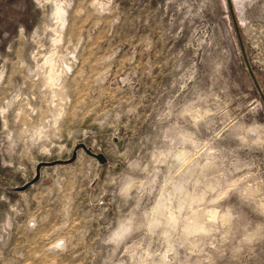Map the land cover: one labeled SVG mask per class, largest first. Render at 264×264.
I'll return each mask as SVG.
<instances>
[{
	"label": "rangeland",
	"instance_id": "1",
	"mask_svg": "<svg viewBox=\"0 0 264 264\" xmlns=\"http://www.w3.org/2000/svg\"><path fill=\"white\" fill-rule=\"evenodd\" d=\"M0 264H264V0H0Z\"/></svg>",
	"mask_w": 264,
	"mask_h": 264
},
{
	"label": "water",
	"instance_id": "2",
	"mask_svg": "<svg viewBox=\"0 0 264 264\" xmlns=\"http://www.w3.org/2000/svg\"><path fill=\"white\" fill-rule=\"evenodd\" d=\"M95 159L98 161L99 164H102V163L105 162V160L103 159V157L101 155H96L95 156ZM26 185H23L22 187H20V190H23Z\"/></svg>",
	"mask_w": 264,
	"mask_h": 264
}]
</instances>
